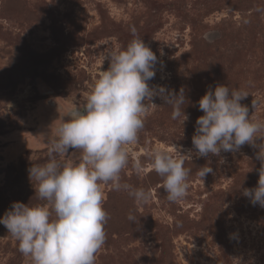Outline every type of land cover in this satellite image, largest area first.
<instances>
[{
	"label": "rangeland",
	"instance_id": "1",
	"mask_svg": "<svg viewBox=\"0 0 264 264\" xmlns=\"http://www.w3.org/2000/svg\"><path fill=\"white\" fill-rule=\"evenodd\" d=\"M133 26L158 57L150 87L183 88L188 119H171L172 107L154 98L158 107L138 143L127 146L121 172L122 183L150 192V200L137 205L127 192L105 187L109 218L96 264H264V208L242 194L258 185L259 149L246 144L198 157L192 145L203 115L197 102L209 87L247 91L242 105L264 121V0H0V218L14 202L45 203L28 169L48 162L45 142L83 107L109 68L103 57L126 49ZM174 144L193 155L184 164L191 170L187 195L170 202L148 153ZM206 165L213 171L201 178ZM0 264H32L3 225Z\"/></svg>",
	"mask_w": 264,
	"mask_h": 264
},
{
	"label": "clouds",
	"instance_id": "2",
	"mask_svg": "<svg viewBox=\"0 0 264 264\" xmlns=\"http://www.w3.org/2000/svg\"><path fill=\"white\" fill-rule=\"evenodd\" d=\"M131 33L134 39L126 49L103 57L109 68L100 72L83 107L77 106L60 124L56 139L45 142L48 162L28 169L30 181L36 182L35 195L45 203L29 207L14 202L0 218V225L18 241L19 252L32 264H96L109 218L103 206L105 187L127 192L137 205L150 200V192L122 183L121 172L129 164L127 146L138 143L149 111L158 107L154 98L172 107L171 119H188L183 88L177 93L160 85L150 87L158 57L137 36L134 26ZM248 96L245 90L223 84L214 90L209 87L197 102L203 115L195 121L192 145L198 157L237 152L246 144L258 148V185L244 188L242 194L253 206L264 208V121L249 116V108L241 103ZM252 106L256 109L258 102ZM70 149L75 150L71 155ZM192 155L191 149L182 154L176 144L148 153L150 168L163 179L170 202L187 195L191 170L184 164ZM57 156L67 159L60 161ZM132 167L137 175L145 171L139 159ZM212 171L206 165L198 174L203 178ZM128 219L135 217L129 214Z\"/></svg>",
	"mask_w": 264,
	"mask_h": 264
}]
</instances>
